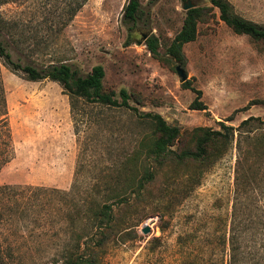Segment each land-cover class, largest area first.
Listing matches in <instances>:
<instances>
[{"label":"rangeland","instance_id":"1","mask_svg":"<svg viewBox=\"0 0 264 264\" xmlns=\"http://www.w3.org/2000/svg\"><path fill=\"white\" fill-rule=\"evenodd\" d=\"M127 1L0 0V20L6 27L3 39L13 60L21 64L66 63L82 76L101 66L106 90L119 97L124 89L130 106L157 113L179 127L181 135L173 149L190 145L198 127L218 130L220 122L237 127L248 117L264 120L263 43L234 33L219 19L210 0H190L195 7L208 9L197 23L195 40L182 47L184 63L169 61L166 49L182 26L187 0H139L134 26L122 22ZM227 1L237 16L264 28V0ZM145 32L148 37L137 45ZM152 36L161 59L147 48ZM177 65L184 69L189 87L180 83ZM0 81L5 101L1 108L11 136L4 164L0 139V186L49 190L43 196L47 218L31 223L33 232L22 229V237L10 243L0 228V252L5 255L7 245L13 250L8 264H53L72 235L68 226L74 222L76 230L86 233L90 204L117 194L129 202L114 203L117 234L101 250L99 264H227L236 135L224 155L205 164L164 162L138 196L131 180L143 171L147 160L142 138L149 140L151 132L139 116L125 108L81 101L72 113L59 84L48 79L28 81L3 62ZM196 91H201L203 111L190 109ZM244 148L246 155L253 151L250 140ZM248 166L251 183L242 193L240 228L260 229L264 228V156L250 155L245 169ZM123 232L129 235L121 240ZM255 232L250 230L244 240L251 254L264 242L263 230V235H254L258 244L251 243ZM242 257L246 259L240 264L260 261Z\"/></svg>","mask_w":264,"mask_h":264},{"label":"trees","instance_id":"2","mask_svg":"<svg viewBox=\"0 0 264 264\" xmlns=\"http://www.w3.org/2000/svg\"><path fill=\"white\" fill-rule=\"evenodd\" d=\"M212 7L219 12V19L236 34H244L252 40L264 44V28L237 16L232 6L227 0H210ZM141 5L139 0H128L123 6L122 22L123 24L136 25L139 19ZM206 7H194L186 11L180 30L176 33L171 43L166 49L169 61L174 60L177 63H184L182 47L195 40L197 35V23L205 15ZM6 33L4 22L0 20V62L11 72H21L28 81H41L48 79L61 86L64 93L68 96L71 111L73 113L77 101L89 105H97L103 108H125L139 116L142 124H146L151 129L148 134L149 140L142 138L141 145L146 149L143 171L138 177L131 180L134 191L141 195L145 187L155 180V174L164 162H174L183 164L194 162L196 164H205L224 155L233 144L236 135V168L234 199L231 212L230 229L228 237V262L227 264H240L242 256H247L254 260L260 258L255 264L264 263V242L257 243L254 235L262 234L264 228H252L243 226L240 228L239 218L242 213L241 199L243 189L251 182L249 179L250 166L245 169L249 157L264 156V120L257 117H248L242 120L237 127L229 126L223 122L219 123V129L214 130L209 127H198L192 131L191 144L181 145L173 149L175 142L180 138V129L175 125L168 124L157 113H142L135 107L130 106V95L124 90L119 91V97L113 90H106L103 86L104 70L101 66H94L91 71L82 76L66 63L57 65L37 67L32 64H21L14 61L8 46L4 42L3 34ZM147 48L152 56L161 59L158 51L156 38L153 36L147 42ZM184 87H189V82L183 83ZM201 91H196V97L190 104V109L203 111L205 106L199 100ZM0 139L3 146V164L7 162L8 154L11 150V136L7 122L6 112L1 107H5L2 85L0 81ZM250 140L253 145V151L247 153L244 145ZM153 164L156 168H152ZM1 167V164H0ZM57 190H53L56 192ZM58 192V191H57ZM49 190L42 187L3 185L0 186V228L7 234L5 241L16 242V239L22 237V229H28L33 232L31 223L36 221H45L48 215L46 202H43V196L47 195ZM62 194L69 195L63 192ZM114 200L115 202H110ZM129 198L117 194L111 196L108 200L98 203L93 201L85 212V218L89 224L86 233H81L74 228L73 220L70 226L72 234L68 241L62 247L59 258L53 260V264H99V256L103 247L117 233L115 231V218L113 214L114 203L118 205L128 204ZM253 216L257 217L253 212ZM255 222V221H254ZM29 223L30 225L26 224ZM256 229L251 235V243L258 244L257 250L251 254L247 251L250 247L244 243L245 236L250 230ZM123 232L120 239L123 240L127 235ZM72 239V240H71ZM256 242V243H255ZM7 254V256H6ZM6 254L0 252V264H8V259H12L13 250L11 245H7ZM7 257V259L5 258Z\"/></svg>","mask_w":264,"mask_h":264},{"label":"water","instance_id":"3","mask_svg":"<svg viewBox=\"0 0 264 264\" xmlns=\"http://www.w3.org/2000/svg\"><path fill=\"white\" fill-rule=\"evenodd\" d=\"M194 7H195V5L192 4V3L190 2V0H187V1L184 3V5H183V9H184L185 11H188L189 9H192V8H194ZM147 37H148V32L140 33V39L136 41V44H137V45H140L142 42H144V40H146ZM175 71H176L177 76L179 77V81H180V83H184V82L186 81V79H187V75H186L184 69H183L180 65H177V66L175 67ZM142 232H143L144 234L148 233V232H149L148 227L145 226V227L142 229Z\"/></svg>","mask_w":264,"mask_h":264}]
</instances>
